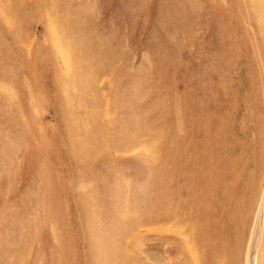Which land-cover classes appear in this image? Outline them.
Masks as SVG:
<instances>
[{"label": "rangeland", "instance_id": "1", "mask_svg": "<svg viewBox=\"0 0 264 264\" xmlns=\"http://www.w3.org/2000/svg\"><path fill=\"white\" fill-rule=\"evenodd\" d=\"M263 192L264 0H0V264H245Z\"/></svg>", "mask_w": 264, "mask_h": 264}, {"label": "bare ground", "instance_id": "2", "mask_svg": "<svg viewBox=\"0 0 264 264\" xmlns=\"http://www.w3.org/2000/svg\"><path fill=\"white\" fill-rule=\"evenodd\" d=\"M260 204L256 221L250 234L245 264H259V246L264 234V227L262 225V217L264 214V192Z\"/></svg>", "mask_w": 264, "mask_h": 264}]
</instances>
